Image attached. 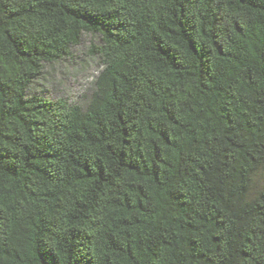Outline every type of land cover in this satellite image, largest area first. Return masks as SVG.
I'll list each match as a JSON object with an SVG mask.
<instances>
[{
    "label": "trees",
    "instance_id": "obj_1",
    "mask_svg": "<svg viewBox=\"0 0 264 264\" xmlns=\"http://www.w3.org/2000/svg\"><path fill=\"white\" fill-rule=\"evenodd\" d=\"M0 264H264V0H0Z\"/></svg>",
    "mask_w": 264,
    "mask_h": 264
},
{
    "label": "rangeland",
    "instance_id": "obj_2",
    "mask_svg": "<svg viewBox=\"0 0 264 264\" xmlns=\"http://www.w3.org/2000/svg\"><path fill=\"white\" fill-rule=\"evenodd\" d=\"M88 42L89 38L86 37L84 45H87ZM77 67L79 68L81 66ZM95 69L96 68L93 66V63H90V65L85 64L82 69L83 71H79L77 76H61L57 74L53 77V83L49 84V91L47 94L53 97L60 95L67 96L75 100V96H79L86 91V87L91 79L90 76L95 73ZM37 87L38 90H43L40 85Z\"/></svg>",
    "mask_w": 264,
    "mask_h": 264
}]
</instances>
